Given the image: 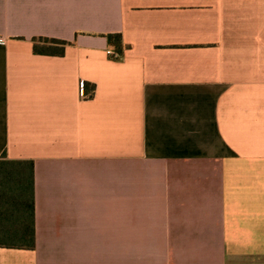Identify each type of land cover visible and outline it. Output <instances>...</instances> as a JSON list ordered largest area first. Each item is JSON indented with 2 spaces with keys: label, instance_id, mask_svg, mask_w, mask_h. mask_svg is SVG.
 <instances>
[{
  "label": "crops",
  "instance_id": "obj_1",
  "mask_svg": "<svg viewBox=\"0 0 264 264\" xmlns=\"http://www.w3.org/2000/svg\"><path fill=\"white\" fill-rule=\"evenodd\" d=\"M0 162V264H264V0H0Z\"/></svg>",
  "mask_w": 264,
  "mask_h": 264
},
{
  "label": "trees",
  "instance_id": "obj_2",
  "mask_svg": "<svg viewBox=\"0 0 264 264\" xmlns=\"http://www.w3.org/2000/svg\"><path fill=\"white\" fill-rule=\"evenodd\" d=\"M106 38L121 55L123 53L121 36L110 34ZM33 44L35 53L59 57L64 56L66 47L70 45L66 41L55 39H34ZM94 91L95 86L90 88L85 85L86 96L93 97ZM4 165L5 163L0 162V247L34 249L36 243L33 164L28 198L16 194L18 175L15 170L5 169Z\"/></svg>",
  "mask_w": 264,
  "mask_h": 264
},
{
  "label": "built area",
  "instance_id": "obj_3",
  "mask_svg": "<svg viewBox=\"0 0 264 264\" xmlns=\"http://www.w3.org/2000/svg\"><path fill=\"white\" fill-rule=\"evenodd\" d=\"M107 55L110 56L111 58L115 59V60H118L121 57V55L119 53H116V52L114 53L111 51H108Z\"/></svg>",
  "mask_w": 264,
  "mask_h": 264
}]
</instances>
